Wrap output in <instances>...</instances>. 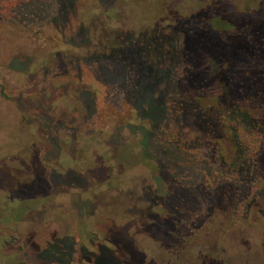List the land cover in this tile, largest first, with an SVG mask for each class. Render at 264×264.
Segmentation results:
<instances>
[{"label":"rangeland","instance_id":"374dc122","mask_svg":"<svg viewBox=\"0 0 264 264\" xmlns=\"http://www.w3.org/2000/svg\"><path fill=\"white\" fill-rule=\"evenodd\" d=\"M192 8L207 9L223 41L205 76L214 97L200 100L217 111L223 162L205 127L165 110L171 86L135 43L155 29L195 48L204 31H172L173 17ZM165 10L146 14L138 0H0V264H95L82 246L104 237L115 245L104 264H188L178 254L187 238V248L211 240L228 264H261L264 190L234 215L264 177V156L237 146L235 123L263 115L247 83L257 75L264 85V52L253 49L264 0H170ZM222 115L236 122L224 127Z\"/></svg>","mask_w":264,"mask_h":264},{"label":"trees","instance_id":"16d2710c","mask_svg":"<svg viewBox=\"0 0 264 264\" xmlns=\"http://www.w3.org/2000/svg\"><path fill=\"white\" fill-rule=\"evenodd\" d=\"M169 1L170 0H138L142 10L146 14H162L163 12L161 10H164V12L166 13L167 11L165 9L166 7H168ZM207 12L208 11L206 8L196 11H194V8H192V11L188 15H185V17H181V15H178V18L173 17L175 29L173 27L172 31H176L179 29L182 33H187V36H189L190 38H192L194 32L204 31L206 33V40H202L196 43L195 48H192L191 45L187 46V42H183V40H180L176 43V41L173 40V36L171 34L168 37H165L164 34H162L161 32L156 33L157 31L155 29L151 30L150 32L143 31L139 33L135 38V43L138 42L141 46L139 55L141 61L144 63L145 61L148 63L153 62L152 65L158 68L159 80L161 81V83H163L166 88L171 86L172 92L169 93V97L171 98V100L168 106H166L167 108H165V110L168 109L169 112L174 111L180 116L185 115V117H190L193 120H196L200 125L205 127L207 132L210 134V139L213 140L218 159L220 160V162H223V157H221L223 144L221 143V139L218 140L217 133L215 132V128L213 127L215 118L214 115L217 111L207 112L206 107H204L200 103V100H202L203 98H206L205 100L208 101L214 97V95L211 94V92L213 91L211 90V85H209V80L205 76H207V73H210L209 69H211L212 65H214L212 64V60L210 58L212 55H215L213 54V48L216 45L219 46V41L221 40V36L215 33L213 22L211 21V18L209 19V12ZM207 19H209L210 21L207 22ZM193 28H196V30H194ZM233 29V31L237 32H240L241 30H246L244 26L237 25H235ZM259 36V39H256L258 43H252L254 47L253 49H256V52H264V37L262 35ZM209 47H212V49H208ZM206 50H211L212 52L209 51L208 54H204ZM119 52L120 48H117L115 50H109L105 54L114 55L113 53H115L116 55ZM260 81L261 79L257 78L256 75V78L251 79V81H249L247 85L250 87L249 93L256 94V104L254 105H256V107H261V109L263 110L262 117L250 121L248 120V118H242V116H240L242 119H238L239 124L235 123V129L237 130V132L235 133V137L236 139L238 138L237 146L240 149H242V146L245 149H250L252 151H254L255 147L256 156L257 154L258 156H264V148L262 147V145H260L263 142L264 135H262V133H260L257 128L259 126H264V85L261 81L262 85L258 86V82ZM223 89L226 90L224 86ZM243 94L241 93L240 95L243 97L244 100L245 95ZM174 97L176 98L174 99ZM194 97L197 98L195 104L192 103ZM258 97L260 99H258ZM215 100L218 101L219 105L223 106L227 102V98H222L221 96H216ZM186 106L190 107L191 111H187ZM230 108L231 110H236L233 109L236 108V106H232ZM231 110L228 111V114H230ZM192 112L198 114L197 119L195 118ZM230 115L234 116L235 114L231 113ZM226 117L228 116L222 115L221 124L224 127L229 126V123L233 124L234 122H236L235 120L231 121ZM249 121L252 122V126L256 124V131L251 134H248L244 128V123H247ZM223 126H221V128ZM260 147L262 148V150L260 149ZM250 167L251 166L249 164L248 168ZM262 190H264V177L259 173L254 183L250 186L248 196L236 205L234 216H236V218L238 219H242L248 202L253 199L255 194L261 192ZM241 222L243 221L241 220ZM104 238L98 240L97 245H92L91 243L88 244L87 242L85 245H81L83 250V259L84 261H86V263L92 262L94 260L95 264H104V262L102 263V257L104 256V254H112V250L115 248V245L114 243H108L107 245V241L105 243V240H103ZM107 239H109V236H106V240ZM187 239L182 240L181 243L184 244L178 247L179 259L181 256L189 258L188 264H228V260L223 257L222 249L212 250L208 248L211 247V240L205 241L204 244L206 245V247H204L205 245H203L202 248L199 245L198 248H187L189 247L188 244L191 242ZM207 243L210 246H208ZM88 248L93 249V252L88 253ZM196 252L198 253V255H196ZM262 259L263 260H259L261 264L264 263V256ZM145 261L140 260V262L137 263L150 264ZM108 263L111 264L112 262L108 260ZM181 264L185 263L183 262Z\"/></svg>","mask_w":264,"mask_h":264}]
</instances>
